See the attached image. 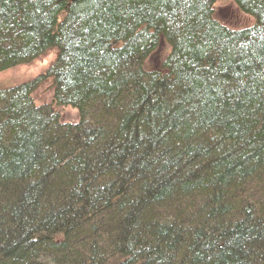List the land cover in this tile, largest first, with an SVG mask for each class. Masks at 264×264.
<instances>
[{"label": "trees", "instance_id": "1", "mask_svg": "<svg viewBox=\"0 0 264 264\" xmlns=\"http://www.w3.org/2000/svg\"><path fill=\"white\" fill-rule=\"evenodd\" d=\"M217 1L0 0V73L57 51L0 90V264H264V0Z\"/></svg>", "mask_w": 264, "mask_h": 264}, {"label": "rangeland", "instance_id": "2", "mask_svg": "<svg viewBox=\"0 0 264 264\" xmlns=\"http://www.w3.org/2000/svg\"><path fill=\"white\" fill-rule=\"evenodd\" d=\"M215 19L231 30H241L252 25V18L241 13L228 0H218L214 4ZM220 23V24H221ZM167 55V48L161 44L158 50L149 58V67H156ZM57 56L55 49H49L44 54L26 65H20L0 73V90L11 89L20 84L31 82L42 76L52 65ZM146 68L149 69L146 65ZM154 69V68H152ZM35 105L47 104L52 98L51 79L41 81L32 92ZM62 123H74L78 120L77 112L72 108L58 110Z\"/></svg>", "mask_w": 264, "mask_h": 264}, {"label": "water", "instance_id": "3", "mask_svg": "<svg viewBox=\"0 0 264 264\" xmlns=\"http://www.w3.org/2000/svg\"><path fill=\"white\" fill-rule=\"evenodd\" d=\"M66 1H68V2H76L78 0H66Z\"/></svg>", "mask_w": 264, "mask_h": 264}]
</instances>
